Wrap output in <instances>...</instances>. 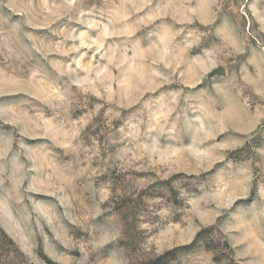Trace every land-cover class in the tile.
<instances>
[{
  "label": "rangeland",
  "instance_id": "1",
  "mask_svg": "<svg viewBox=\"0 0 264 264\" xmlns=\"http://www.w3.org/2000/svg\"><path fill=\"white\" fill-rule=\"evenodd\" d=\"M0 264H264V0H0Z\"/></svg>",
  "mask_w": 264,
  "mask_h": 264
}]
</instances>
